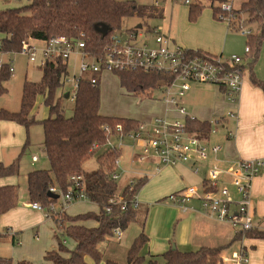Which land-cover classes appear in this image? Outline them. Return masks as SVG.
I'll return each instance as SVG.
<instances>
[{"label": "trees", "instance_id": "obj_1", "mask_svg": "<svg viewBox=\"0 0 264 264\" xmlns=\"http://www.w3.org/2000/svg\"><path fill=\"white\" fill-rule=\"evenodd\" d=\"M189 1L188 18L195 22L205 8L213 10L216 20L221 12V4L226 0H174ZM218 3V4H217ZM160 12L156 6H145L136 0H32L28 6L0 11V53H20L22 42L27 40L44 42L58 36L83 39L86 50L92 55L103 53L113 33L135 31L123 29L125 19L140 16H157ZM240 19L232 22L230 28L238 31V23L244 26H256L257 32L247 36L250 53L247 54L252 63H256L264 42V0H241L240 8L235 11ZM237 17V16H236ZM107 25L112 31L105 37L96 31V27ZM83 34V36H82ZM189 50V49H187ZM191 54L213 57L201 50H189ZM8 64L0 67V94L7 91L5 84L9 82L12 72ZM42 68L39 83L25 82L20 110L18 112L0 111L2 121L15 122L27 130L36 123H41L44 130L43 151L49 162L48 169L33 170L28 173L27 187L31 203H39L47 208L58 200L51 199L48 194L51 188H57L60 195L69 192H83L84 196L97 205L99 213H86L67 216L65 212L58 215L68 221L64 228L67 237L76 242V250L69 258L59 253L50 252L46 259L53 264H89L87 258L101 261L99 245L114 237V230H124L136 220V210L129 203L127 210L122 211L120 205H110L112 198L131 200L137 196L147 179L134 181L132 185L120 187L113 178L120 151L115 147H107L111 137L128 135L135 132L140 122L132 119L104 116L100 113L101 90L99 84L93 86L89 77L81 80L74 99L72 116L65 117L57 99L59 88L63 87L68 76V69L61 61L48 62ZM244 69V68H243ZM120 85L129 94L139 95L153 89H164L172 81V76L159 72H143L140 70L115 72ZM256 85L264 92V83L256 81ZM224 88V87H223ZM226 91V90H225ZM38 96L44 97L49 116L39 121L32 114ZM57 99V100H56ZM120 125L122 130L116 127ZM186 128L202 140L211 131L209 122H200L186 118ZM1 139V130H0ZM27 144L24 146V149ZM97 156L99 168L91 173L83 169L84 163ZM19 161L6 165L0 162V179L14 177L19 174ZM60 198V197H59ZM18 187L15 185L0 186V217L18 205ZM110 212H107L108 208ZM57 215V216H58ZM56 216V217H57ZM55 220V219H53ZM94 220L95 228L81 225V222ZM250 238L264 240V230L246 232ZM148 243L144 233L138 235L127 251L125 264H223L220 248L202 247L193 251L170 249L162 255L146 258L142 249ZM105 264H119L108 259ZM0 264H12V260L0 257ZM19 264H31L21 262Z\"/></svg>", "mask_w": 264, "mask_h": 264}, {"label": "rangeland", "instance_id": "obj_2", "mask_svg": "<svg viewBox=\"0 0 264 264\" xmlns=\"http://www.w3.org/2000/svg\"><path fill=\"white\" fill-rule=\"evenodd\" d=\"M32 0H0V11L6 9H16L28 6ZM138 3L151 6L154 0H136ZM157 16L140 17L134 16L125 19L123 29H137L138 25H142L138 29L141 37L137 38L139 44L149 45L156 47L155 35L160 33L163 36L172 38V34L181 28L178 23L181 21L186 22L188 17V5L183 1L174 0H158ZM227 3L233 2V11L240 8L241 0H226ZM218 4V3H217ZM208 12L213 13L212 8H205L202 16ZM221 14V13H219ZM237 19L240 16L236 15ZM240 21H243L240 19ZM247 30H256V26H244ZM175 29V30H174ZM182 29H184L182 27ZM174 30V31H173ZM232 33V32H231ZM236 38L244 44L243 41L247 39L241 35L239 31L234 32ZM3 37L0 35V44ZM37 45L42 44L37 41ZM244 49V47H243ZM243 53L242 51L238 52ZM0 63L8 64L13 70L9 82L5 84L7 91L0 94V111L7 110L9 112H18L21 106L23 87L25 82L39 83L42 78V64L40 58L36 63H31L27 56L21 53H0ZM80 64L81 59L71 56L67 61L68 76L64 80L63 87L59 88L57 92V99L61 100V105L64 110L65 117L72 116L74 102H70L65 95L69 90L72 91L71 80L74 77H80ZM101 107L100 113L104 116L118 117L125 119L137 120L147 126V130L153 128L154 119L168 117L170 121L180 120L185 124L184 118H181L176 109L172 106L168 112V105L166 104V92L163 89H153L146 93L139 95L129 94L120 85L119 78L114 73H103L101 79ZM56 99V100H57ZM48 108L44 104V97L38 96L35 102V107L32 114L37 120L43 121L48 118ZM167 118V119H168ZM175 118L174 120H171ZM12 124L10 135L8 136L7 143L16 141L13 146H10L1 153V161L7 165L19 161L20 174L16 177L17 185L20 195L27 194V174L33 170L48 169L49 162L46 154L43 151L44 130L41 123L32 125L28 130L17 123L2 121V124ZM215 127L216 121L212 122ZM217 131V127L213 129ZM14 136V139H12ZM27 147L24 149V146ZM144 145L141 141L134 136L123 135L114 136L109 140L107 147H115L119 149L120 156L115 166V171L119 174L117 183L120 187L128 185L132 181H137L140 178H146L149 181L155 175L157 161L151 151L145 153ZM36 155L38 161L32 164V156ZM97 156L88 159L83 169L86 173H91L99 168ZM145 156V157H144ZM9 163V164H8ZM178 168H183L182 163H178ZM185 166V165H184ZM197 188L200 194L203 193V184L196 187L195 185H188L186 189ZM153 188L144 192L142 189L136 196V220L132 221L127 228L123 230V238L120 242L115 240H106L100 243L99 251L102 255L101 261H95L92 258H87L89 264H104V261L112 259L119 264L126 263V255L129 247L132 245L134 239L138 234L144 230L149 236L150 242L142 249V254L148 258L150 255L163 253L161 244L164 241L169 242V239L175 241L181 232V223L176 220V211H182L179 207L168 203L167 198L172 195L162 197V204L165 207H160L156 197L152 196ZM174 194V193H173ZM60 198L55 203V210L57 213L62 212V208L66 207V215L73 217L80 214L90 212L99 213V208L91 204L88 200H80L79 202L66 203L64 197L59 195ZM167 197V198H166ZM166 198V199H165ZM161 199V198H160ZM166 202V203H165ZM168 203V204H167ZM46 218V216H45ZM55 220L46 222L38 229L24 230L19 236V242L13 243L10 237L0 239V257L12 260V264H19L21 262H29L31 264H52L51 261L46 259V256L59 248V241L64 243L66 251L73 253L76 250V242L67 237L64 233V228L59 227L68 226V221L64 220L63 216L58 215L54 217ZM62 223V224H61ZM81 225L90 229L97 227L98 223L94 220L81 222ZM157 231V234H149ZM0 233L2 231L0 230ZM59 237V238H58ZM59 243V244H58ZM67 253V255H68ZM224 264H230L228 259Z\"/></svg>", "mask_w": 264, "mask_h": 264}, {"label": "crops", "instance_id": "obj_3", "mask_svg": "<svg viewBox=\"0 0 264 264\" xmlns=\"http://www.w3.org/2000/svg\"><path fill=\"white\" fill-rule=\"evenodd\" d=\"M231 4L233 5V2ZM202 14L195 22L190 21L188 17L186 22H179L177 27L180 25L181 28L177 29L171 35V39L169 38L171 45L189 50H201L212 56L222 57L223 59H228L231 55L243 57L244 86L241 96L235 103H231L227 99L223 87L206 83H191L190 90L181 100V105L186 109L187 118L196 119L200 122L206 121L211 124L210 133L202 138V140H199L208 149L218 146L220 151L217 154L209 153L206 160L198 163L195 161L186 164L182 163L185 165H182L183 168H178L179 164L175 166L160 165L156 160L157 167H160V170L155 171L156 173L150 181L147 179L145 185L139 192L142 189L145 192L153 188L152 196H157L155 200L160 203V207H165L161 202L162 197L171 193L173 195V193L183 192L188 185L198 187L203 184L204 191V185L208 180L210 169L214 165H218L220 169L218 189L219 187H226L228 189L229 194L227 199L232 202L230 206L231 211L236 215L241 197L233 184V172L237 170L241 160L264 158V92L256 85V81L264 83V42L256 63L251 65V59L245 54V48L248 46L247 39L243 41L244 44L242 45V42L234 35L236 30L231 29L226 23L216 20L211 12L204 14V16ZM252 31L253 34L256 33L257 28L256 30L254 28ZM240 51L243 53L239 54L238 52ZM103 73L98 76L99 86L101 85ZM70 93L71 90L67 92L65 97L70 102H73L70 98ZM171 108L172 106L168 105V112ZM176 111L178 113L177 109ZM230 113L234 114V116L230 117ZM179 116L184 118L186 122L184 116ZM174 119L172 118L171 120ZM213 121H216L217 125L215 127H213ZM11 125L5 124V122L3 124L2 122L0 123V156L3 150L13 146L16 142H6L10 135L9 131L12 129ZM216 127L217 131H213ZM189 133L191 136L195 135L194 133ZM12 139H14V136H12ZM141 144L144 145V142H141ZM34 157L38 161V157L33 155L32 164L35 163L33 162ZM0 162L3 163L1 158ZM195 167L199 169L197 173L194 172ZM19 174L14 177L0 179V186L15 185L18 187L16 177ZM250 184L251 199L249 213L253 218L254 230L262 231L264 230V170ZM198 193L201 195L199 190ZM215 195L220 197V194L217 192H215ZM18 199L17 207L0 217V230L2 231L0 233V239L9 236L13 243L16 241L20 243L19 235L24 230L38 229L44 223H49L52 220L45 218L42 212L31 208L28 187L26 195H20L18 188ZM93 205L97 207V205ZM179 208L182 211H176L175 216L176 220L182 225L181 232L175 241L171 239H169V242L164 241L161 244V250H164V252L156 255L160 256L174 248L182 252L193 251L202 247L220 248V257L223 260V264L226 259L232 264L233 256L241 250H246L250 264H264V240L250 238L246 236V233L238 232L237 228L229 222H222L212 218L205 213L207 210L203 207L201 199L193 198L185 207ZM141 233L147 236V244H149V236L144 230L138 235ZM149 234H157V231L152 233L149 228ZM111 239L116 242L122 240L117 241L114 237L108 240ZM59 243V248L55 252L64 258H69V253L63 245L66 242L64 241L61 244L62 242L59 241Z\"/></svg>", "mask_w": 264, "mask_h": 264}, {"label": "built area", "instance_id": "obj_4", "mask_svg": "<svg viewBox=\"0 0 264 264\" xmlns=\"http://www.w3.org/2000/svg\"><path fill=\"white\" fill-rule=\"evenodd\" d=\"M19 1V0H17ZM188 4L189 1H185ZM153 6L158 7L159 1L154 0ZM222 14L218 15L221 22L226 23L229 27L232 22L237 20L236 13L233 11L231 3L221 4ZM238 31L242 36L247 37L251 34L250 30L245 29L244 25L238 23ZM83 36V34H82ZM141 37L138 29L135 31H122L113 33L108 44L104 47L103 53L96 56L86 50V42L83 39L69 38L67 36H58L47 41L40 42L27 40L22 42L21 54L28 57L31 63H36L40 58L41 67L48 62L61 61L68 68L67 61L71 56L81 59L80 77H74L70 82L73 85L71 91V100L74 102L76 91L81 80L90 76L89 80L95 87L99 84L98 76L103 72L115 73L120 71L140 70L143 72H159L172 76L171 83L164 87L166 92V103L174 106L179 115L187 118L186 109L181 105V100L190 90L191 83H206L224 87L229 102L235 103L241 96L244 86V58L239 55H231L228 59L222 57H205L202 55L191 54L189 50L172 46L168 37L157 32L155 35L156 47H150L145 44H139L137 38ZM250 53V48H245V54ZM2 64L0 65V67ZM14 73V70L10 68ZM230 117L234 114L230 113ZM154 126L147 130L145 124L140 123L138 129L128 135L134 136L141 142L146 143L145 153L151 151L160 165L175 166L178 163H196L208 158L209 153L217 154L220 151L218 146L208 149L201 141L191 136L186 128V123L182 124L180 120L170 121L167 118L154 119ZM118 131L122 128L116 127ZM145 157V156H144ZM37 162V158H33ZM117 164V162H116ZM157 167L156 171H159ZM198 167L194 172H198ZM264 170V158L241 160L238 168L234 171L233 184L241 197L238 203V211L235 215L231 211L232 202L227 199L229 191L226 187H219L218 182L220 169L214 165L208 175V180L204 185V191L199 195L196 188L185 189L183 192L173 194L167 198L168 203L177 207L185 205L193 198L202 200L203 207L207 210L206 214L222 222H229L238 232L246 233L253 230V218L249 213L250 204V183L258 177ZM119 174H114L113 178L117 179ZM133 182L130 183L132 185ZM50 192L59 194L57 188H51ZM220 194V197L215 195ZM63 196V195H62ZM60 197V196H59ZM66 203H72L79 200L87 199L83 192L64 195ZM110 205H120L122 211H126L129 203L134 209L137 207L136 196L131 200L123 198H112ZM31 208L42 212L46 218L55 219L58 214L55 204L45 208L39 203H31ZM111 208L107 209L110 212ZM123 237V230L117 228L114 230V238L120 241ZM232 264H250L246 250H241L232 258Z\"/></svg>", "mask_w": 264, "mask_h": 264}, {"label": "water", "instance_id": "obj_5", "mask_svg": "<svg viewBox=\"0 0 264 264\" xmlns=\"http://www.w3.org/2000/svg\"><path fill=\"white\" fill-rule=\"evenodd\" d=\"M136 28L137 29H141L142 28V25H138ZM96 31L99 34H101L103 37H105V36H107L112 31V29L110 27H108L107 25H102V26L96 27ZM48 196L51 199H53V200H58L59 199V195L53 194L51 192H49Z\"/></svg>", "mask_w": 264, "mask_h": 264}]
</instances>
